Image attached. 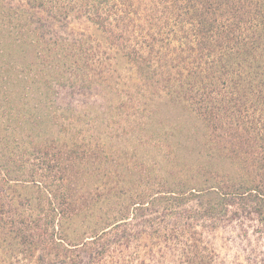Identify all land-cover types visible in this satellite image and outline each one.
<instances>
[{"label":"trees","instance_id":"1","mask_svg":"<svg viewBox=\"0 0 264 264\" xmlns=\"http://www.w3.org/2000/svg\"><path fill=\"white\" fill-rule=\"evenodd\" d=\"M221 229L264 264V0H0V264H223Z\"/></svg>","mask_w":264,"mask_h":264},{"label":"rangeland","instance_id":"2","mask_svg":"<svg viewBox=\"0 0 264 264\" xmlns=\"http://www.w3.org/2000/svg\"><path fill=\"white\" fill-rule=\"evenodd\" d=\"M68 28L77 32H86L89 30L86 23H80L76 21H71L68 23ZM102 99L100 93L95 91L94 93H85L78 95V97L73 100V104L78 108L82 109L86 107L87 101ZM217 250L224 258L223 264H254L253 258L255 257L254 250L258 247L257 239L254 236L248 238H243L239 235V232L235 229H221L217 237L215 238ZM262 249L260 245L259 250ZM251 257L249 258V256ZM27 264H33L28 262Z\"/></svg>","mask_w":264,"mask_h":264}]
</instances>
